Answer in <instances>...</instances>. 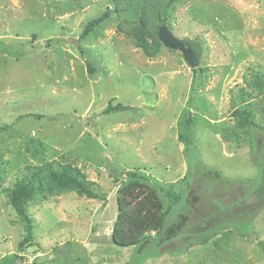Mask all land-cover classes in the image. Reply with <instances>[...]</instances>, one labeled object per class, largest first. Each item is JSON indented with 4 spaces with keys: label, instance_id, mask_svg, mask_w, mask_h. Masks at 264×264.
I'll use <instances>...</instances> for the list:
<instances>
[{
    "label": "rangeland",
    "instance_id": "rangeland-1",
    "mask_svg": "<svg viewBox=\"0 0 264 264\" xmlns=\"http://www.w3.org/2000/svg\"><path fill=\"white\" fill-rule=\"evenodd\" d=\"M108 8L113 0H0V264H264V176L237 113L264 127V0L168 3L163 24L195 49L194 67L163 44L146 54L140 23L126 35L114 12L80 38ZM111 97L127 108L101 113ZM255 136L264 165V132ZM42 148L79 167L99 197L41 185L20 246L9 192ZM134 178L156 189L164 226L186 217L169 239L165 227L148 232L144 253L111 238Z\"/></svg>",
    "mask_w": 264,
    "mask_h": 264
},
{
    "label": "trees",
    "instance_id": "trees-1",
    "mask_svg": "<svg viewBox=\"0 0 264 264\" xmlns=\"http://www.w3.org/2000/svg\"><path fill=\"white\" fill-rule=\"evenodd\" d=\"M114 10L110 8L103 11L98 17L89 20L80 33V38L89 34L96 26L104 22L111 13H115L119 17L117 29L126 35H131L134 32V25L139 24L147 36L142 48L148 55L155 54L162 44L157 36V28L163 24L164 11L168 3L174 0H113ZM125 4V5H124ZM130 9L126 12L127 7ZM125 9V12H124ZM193 52L195 49L185 43ZM114 98H110L103 108L101 113H109L113 111H121L127 108L121 103H112ZM240 123L247 125L251 132L252 159L258 166L262 176H264V165L260 160L255 159L253 155L256 146V132L262 134L264 127L259 126L249 112L240 110L237 112ZM25 115L19 116V118ZM182 124L185 129H188V124L191 123L189 112L182 116ZM8 128V125L0 126V131ZM180 139H186L183 132H180ZM260 139L257 140V143ZM260 143V142H259ZM260 149V147H259ZM38 161L30 163L22 168H19L18 177L9 192V201L13 209L16 211L20 220L24 224L26 236L20 243L22 246L25 241L29 240L31 232V218L27 212V202L34 197L41 189V185L48 188H57L59 190H74L78 193L85 194L89 197H99V194L93 188V182L89 180L85 173L77 166L66 161L58 159L48 160L45 157L44 149L32 155ZM204 173L212 174L216 178H221L218 170L203 168ZM136 175L135 172H132ZM222 179V178H221ZM224 179V178H223ZM229 181V180H228ZM127 190L131 198L132 206L128 209L120 211L117 215L114 227L111 232L112 241L117 245H135L137 253H144V247L150 244V238L147 235L151 231H160L164 227V238L169 239L177 235L184 226L185 216L169 225L164 226L165 216L163 212V204L158 196L156 189L150 186L146 181L139 178L132 179L127 184ZM196 200V196L193 198ZM251 218L249 217L248 220ZM239 234L245 235L246 230H238ZM260 242V246H263ZM150 252V251H149Z\"/></svg>",
    "mask_w": 264,
    "mask_h": 264
},
{
    "label": "water",
    "instance_id": "water-1",
    "mask_svg": "<svg viewBox=\"0 0 264 264\" xmlns=\"http://www.w3.org/2000/svg\"><path fill=\"white\" fill-rule=\"evenodd\" d=\"M157 36L166 48L180 51L183 59L190 67H194L196 65L195 53L188 46H186L182 39L175 36L166 24H160L158 26Z\"/></svg>",
    "mask_w": 264,
    "mask_h": 264
}]
</instances>
